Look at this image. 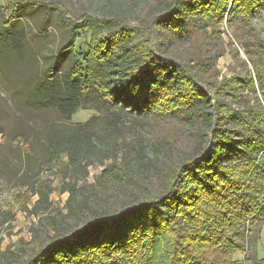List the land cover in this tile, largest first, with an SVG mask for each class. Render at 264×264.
<instances>
[{"label": "trees", "instance_id": "obj_1", "mask_svg": "<svg viewBox=\"0 0 264 264\" xmlns=\"http://www.w3.org/2000/svg\"><path fill=\"white\" fill-rule=\"evenodd\" d=\"M9 5L17 8L8 15L0 6L5 17L0 48L19 55L11 23L28 2ZM259 7L264 9V0H167L147 28L119 17L85 14L71 20L60 10L68 39L27 88L26 103L51 106L64 121L78 108L103 114L78 124L67 138L49 141V171L64 166L79 171L110 160L101 173L108 182L132 189L144 175H154L161 190L140 202L132 190L118 208L102 207L73 221L72 228L58 227L62 230L24 264H236L230 258L245 250L248 227L264 217V42L245 43V76L227 80L236 93L245 86L253 101L233 109L222 100L210 106L200 84L201 64L190 61L192 71L179 63L162 38L185 39L201 26L215 32L236 19L249 24ZM86 34L87 44L76 49ZM67 54L72 60L64 68L59 57ZM128 117L181 119L192 125L201 146L164 165L168 148L153 143L149 154ZM29 189L45 203L53 191L36 180ZM65 192L69 199L77 195L74 186L61 187L59 193Z\"/></svg>", "mask_w": 264, "mask_h": 264}, {"label": "rangeland", "instance_id": "obj_2", "mask_svg": "<svg viewBox=\"0 0 264 264\" xmlns=\"http://www.w3.org/2000/svg\"><path fill=\"white\" fill-rule=\"evenodd\" d=\"M13 1L16 0H0L5 14L17 8L9 5ZM33 1L50 9L35 8ZM164 1L167 0H21L28 5L18 7L11 23L18 34L21 52L19 55L17 51L4 53L0 48V264H24L36 250L44 248L58 230H62L58 227L72 228L73 221H83L102 207L118 208L119 202L131 195L132 190H136L133 193L139 202L160 192V182L154 175H144L138 184L131 185L132 189H121L120 185L108 182L101 173L110 160L101 165L95 161L79 171L70 166L49 171L50 155L46 147L49 141L67 138L78 124L103 113L78 108L70 120L64 121L51 106L35 109L27 104L26 95L27 88L51 64L56 50L68 39V29L60 20L61 9L71 20L85 14L119 17L133 27L147 28ZM3 18L0 15V24ZM88 37L86 34L78 41L76 49L83 48ZM255 38L264 42L262 7L253 12L249 24H243L240 19L229 24L224 21L215 32L201 26L185 39L166 40L163 37L162 40L169 54L179 63L189 66L192 71H195V64L190 61L201 64L200 84L211 97L210 106L215 100H222L229 107L240 109L253 104L250 94L245 86L236 93L234 89H228L226 83L230 77L245 76L246 69L241 61H247V57L243 46ZM261 49L264 52V48ZM59 60L65 68L72 59L67 54ZM128 118L133 132L145 140L149 154L153 143L168 148L161 157L164 165L166 159L169 162L184 160L201 146V139L192 125L181 119ZM124 130L125 137L130 140L131 134ZM63 161L66 162L64 158ZM35 180L53 190L46 203L29 189ZM68 186H74L77 191L73 199H69L68 192L59 193L61 187ZM248 231L245 250L234 252L230 259L236 264H264V217L248 227ZM77 241L73 239V242Z\"/></svg>", "mask_w": 264, "mask_h": 264}, {"label": "water", "instance_id": "obj_3", "mask_svg": "<svg viewBox=\"0 0 264 264\" xmlns=\"http://www.w3.org/2000/svg\"><path fill=\"white\" fill-rule=\"evenodd\" d=\"M144 204H145V203H144ZM144 204H141L140 207L143 206Z\"/></svg>", "mask_w": 264, "mask_h": 264}]
</instances>
